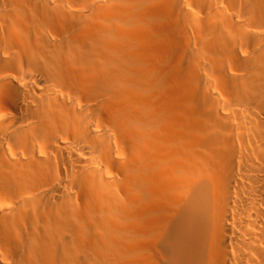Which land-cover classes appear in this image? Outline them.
I'll return each instance as SVG.
<instances>
[{"label": "bare ground", "instance_id": "6f19581e", "mask_svg": "<svg viewBox=\"0 0 264 264\" xmlns=\"http://www.w3.org/2000/svg\"><path fill=\"white\" fill-rule=\"evenodd\" d=\"M0 264H264V0H0Z\"/></svg>", "mask_w": 264, "mask_h": 264}, {"label": "rangeland", "instance_id": "374dc122", "mask_svg": "<svg viewBox=\"0 0 264 264\" xmlns=\"http://www.w3.org/2000/svg\"><path fill=\"white\" fill-rule=\"evenodd\" d=\"M212 83H213V82H212ZM213 84H214V83H213ZM213 84H212V85H213ZM213 86H214V85H213Z\"/></svg>", "mask_w": 264, "mask_h": 264}]
</instances>
